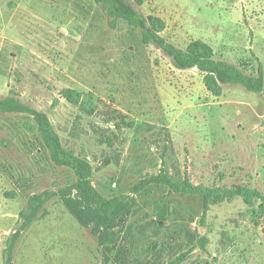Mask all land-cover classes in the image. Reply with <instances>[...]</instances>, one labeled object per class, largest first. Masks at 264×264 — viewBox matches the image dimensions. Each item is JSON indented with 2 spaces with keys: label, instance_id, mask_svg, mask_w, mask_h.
Segmentation results:
<instances>
[{
  "label": "rangeland",
  "instance_id": "1",
  "mask_svg": "<svg viewBox=\"0 0 264 264\" xmlns=\"http://www.w3.org/2000/svg\"><path fill=\"white\" fill-rule=\"evenodd\" d=\"M144 15L166 21L162 35L181 48L208 42L215 57L264 72V0H144ZM94 0H0V97L15 95L45 111L64 145L89 159L105 197L131 194L134 212L119 228L111 255L59 198L23 233L16 264H167L193 248L182 264H264V214L241 196L211 201L152 184L164 171L181 181L264 193V91L239 83L212 94L197 68H177L171 56L145 43L139 28L115 26ZM76 88L98 104L87 113L67 101ZM59 98L55 106V99ZM29 113L0 112V264L19 213L34 193L76 180L51 159ZM16 193L12 195L11 193ZM168 206L158 220V201ZM203 220V221H202ZM163 225V226H161ZM208 237L207 250L200 247Z\"/></svg>",
  "mask_w": 264,
  "mask_h": 264
},
{
  "label": "trees",
  "instance_id": "2",
  "mask_svg": "<svg viewBox=\"0 0 264 264\" xmlns=\"http://www.w3.org/2000/svg\"><path fill=\"white\" fill-rule=\"evenodd\" d=\"M94 2L103 7L104 12L110 17L109 24L112 27L115 26L118 18H122L141 30L143 42L154 43L171 56L177 68L200 70L203 73L205 87L212 94L222 95L223 84L228 83L242 84L250 91H264V72L261 66L256 75L248 74L241 65L216 58L212 45L202 39L191 40L185 48L177 46L162 35L166 28V21L163 18L154 14L144 15L135 7L134 2L142 5L144 0H94ZM61 95L90 114L98 107L97 102L90 95L73 87L62 89ZM59 101L60 99L56 98L52 106ZM0 112L31 114L35 123L26 122V128L38 131L53 162L58 166L69 167L77 177L70 184L56 190L34 193L27 199L26 206L19 213L18 226L6 239L3 264H16L15 249L24 231L41 217L46 203L56 197L81 226L90 230L104 252L111 255L119 241L120 224L135 210V197L131 194L111 198L102 195L93 183L92 163L64 145L60 133L45 111L29 105L15 95H8L0 97ZM152 184L167 186L173 192L201 194L204 197L203 220L210 209L211 201L217 203L235 196H241L250 206L256 201L259 202V212L264 214V193L247 184L233 187L207 186L193 183L188 176L179 181L161 171L142 179L131 188V191L137 193ZM11 194L16 195L14 192ZM157 203L158 220L165 223L169 214L168 206L163 200ZM207 244L208 237H201L200 247L207 250ZM193 250L190 248L183 251L167 264L184 263Z\"/></svg>",
  "mask_w": 264,
  "mask_h": 264
},
{
  "label": "crops",
  "instance_id": "3",
  "mask_svg": "<svg viewBox=\"0 0 264 264\" xmlns=\"http://www.w3.org/2000/svg\"><path fill=\"white\" fill-rule=\"evenodd\" d=\"M2 260H3V252H2Z\"/></svg>",
  "mask_w": 264,
  "mask_h": 264
}]
</instances>
